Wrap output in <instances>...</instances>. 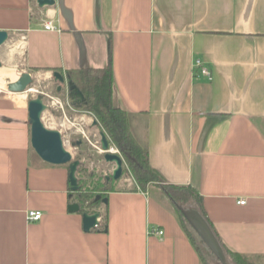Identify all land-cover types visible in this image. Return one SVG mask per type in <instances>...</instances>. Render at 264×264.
Listing matches in <instances>:
<instances>
[{
    "label": "crops",
    "instance_id": "0c3cea01",
    "mask_svg": "<svg viewBox=\"0 0 264 264\" xmlns=\"http://www.w3.org/2000/svg\"><path fill=\"white\" fill-rule=\"evenodd\" d=\"M0 31L9 82L110 62L112 103L137 114L150 166L198 191L225 248L264 256V0H0ZM195 59L212 80L194 77ZM21 93L0 92V264H202L153 184L115 187L84 231L68 165L31 147Z\"/></svg>",
    "mask_w": 264,
    "mask_h": 264
},
{
    "label": "trees",
    "instance_id": "16d2710c",
    "mask_svg": "<svg viewBox=\"0 0 264 264\" xmlns=\"http://www.w3.org/2000/svg\"><path fill=\"white\" fill-rule=\"evenodd\" d=\"M56 70L62 72L59 69ZM63 73L68 86L70 105L80 112L89 113L93 116L100 131L106 135L108 141L117 149L124 160L125 171L131 174L140 189L144 190L148 185L153 184L162 191L163 196L167 198L184 227L186 234L198 250L202 264H206L178 208V205L184 208L188 204L195 205L198 212L207 221V216L203 209L202 196L192 186L164 182L159 173L150 166L146 141L140 135L137 126H135L137 114L112 103V71L110 62L103 68L70 69L65 70ZM93 176L85 168L77 167L78 188L70 191L69 199L79 204L78 212L80 213H89L92 208L97 207L101 203V199H95L96 195H100L101 198L106 197L108 192L115 190L112 177L107 180L103 179V181L96 179L90 181L91 184H87V179ZM208 225L211 228L209 222ZM212 232L224 255L229 258V264H264L263 255H246L230 251L221 244L213 229Z\"/></svg>",
    "mask_w": 264,
    "mask_h": 264
},
{
    "label": "rangeland",
    "instance_id": "374dc122",
    "mask_svg": "<svg viewBox=\"0 0 264 264\" xmlns=\"http://www.w3.org/2000/svg\"><path fill=\"white\" fill-rule=\"evenodd\" d=\"M10 67L9 64L2 63L0 68ZM30 73L32 74V79L28 87L33 90L21 93L24 94V101L32 98H40L42 100L46 106L41 113V120L44 125L61 131L63 145L71 153L72 159L78 160V166L85 168L87 172L94 175L87 179V184H91L90 181L96 179L101 181L109 179L112 176L114 164L104 160L103 152L101 151V131L98 124L93 123V116L89 113L80 112L70 105L66 80L60 82L53 76V72L46 73L42 70H30ZM61 73L65 77V74ZM0 80L3 81L0 83V92L8 93L7 84L10 79L2 76ZM125 168L126 165L123 162L122 174L118 180H114V187L128 189L134 186V180L131 174L125 171ZM149 189L152 196L156 192H161L162 194V191L157 190V188L150 187ZM93 209H96V207L90 211ZM185 224L206 264H220L190 226L187 223ZM225 259L226 263L229 264L230 260L226 255Z\"/></svg>",
    "mask_w": 264,
    "mask_h": 264
},
{
    "label": "water",
    "instance_id": "95a60500",
    "mask_svg": "<svg viewBox=\"0 0 264 264\" xmlns=\"http://www.w3.org/2000/svg\"><path fill=\"white\" fill-rule=\"evenodd\" d=\"M37 3L41 6L52 5L54 0H37ZM7 38V32L0 31V45L4 43ZM1 66V62H0ZM53 76L63 82L65 80L64 75L59 71H53ZM31 73L22 72L17 80L10 81L7 84V90L13 93H20L30 90L28 87L31 83ZM46 106L40 98H32L27 103L28 118L30 123V144L35 153L45 162L55 165H68V181L72 191L78 188L76 170L79 165L78 160H73L71 153L65 149L63 145L62 136L59 130L48 128L41 120V113ZM94 124L97 121L94 120ZM101 151L103 152L104 160L112 162L114 168L112 171L113 180H118L122 174V165L124 160L113 148L108 141L106 135L100 132ZM95 199H101L103 203H106V197H100L96 195ZM178 208L195 234L199 237L201 242L207 247V249L215 256L220 264H227L225 255L219 245L216 237L214 236L211 228L206 223L204 218L198 212L196 208H184L178 205ZM70 212L79 211V204L72 202L68 205ZM98 212L82 213V227L84 231H89L91 228L98 224Z\"/></svg>",
    "mask_w": 264,
    "mask_h": 264
},
{
    "label": "built area",
    "instance_id": "2783aa9c",
    "mask_svg": "<svg viewBox=\"0 0 264 264\" xmlns=\"http://www.w3.org/2000/svg\"><path fill=\"white\" fill-rule=\"evenodd\" d=\"M44 29L46 30H56L58 29L56 26H54V24L52 23V21H47L43 24ZM192 72L194 77L196 78H203L205 80H212V71L210 70L209 67H207L204 62L200 59H195L193 61L192 64ZM240 204H244L245 200L240 199L237 201ZM42 217V212L39 210H28L26 213V218L28 221H37L40 220ZM164 232L162 229H158V228H150L148 230V234L151 235H162Z\"/></svg>",
    "mask_w": 264,
    "mask_h": 264
},
{
    "label": "bare ground",
    "instance_id": "6f19581e",
    "mask_svg": "<svg viewBox=\"0 0 264 264\" xmlns=\"http://www.w3.org/2000/svg\"><path fill=\"white\" fill-rule=\"evenodd\" d=\"M5 75H6V70H5L4 68H0V79H1L2 76L5 77ZM16 78H18V75H17ZM16 78L13 79V80H16ZM2 82H3V81L0 80V83H2ZM30 90H33V89H30Z\"/></svg>",
    "mask_w": 264,
    "mask_h": 264
}]
</instances>
